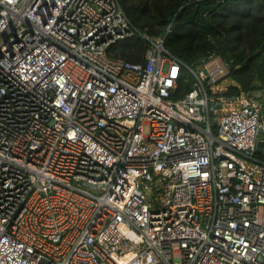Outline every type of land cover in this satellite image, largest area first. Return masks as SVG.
I'll use <instances>...</instances> for the list:
<instances>
[{"label": "built area", "instance_id": "obj_1", "mask_svg": "<svg viewBox=\"0 0 264 264\" xmlns=\"http://www.w3.org/2000/svg\"><path fill=\"white\" fill-rule=\"evenodd\" d=\"M134 37L145 64L111 58ZM228 74L119 0H0V264H264V90Z\"/></svg>", "mask_w": 264, "mask_h": 264}, {"label": "trees", "instance_id": "obj_2", "mask_svg": "<svg viewBox=\"0 0 264 264\" xmlns=\"http://www.w3.org/2000/svg\"><path fill=\"white\" fill-rule=\"evenodd\" d=\"M136 29L151 41L163 40L165 49L192 69L215 58L229 66L231 83L222 96L264 90V0H119ZM186 26L187 20L194 16ZM150 43L134 37L113 45L109 55L133 64H145ZM193 79L182 70L174 99L192 90ZM260 92V91H259Z\"/></svg>", "mask_w": 264, "mask_h": 264}, {"label": "water", "instance_id": "obj_3", "mask_svg": "<svg viewBox=\"0 0 264 264\" xmlns=\"http://www.w3.org/2000/svg\"><path fill=\"white\" fill-rule=\"evenodd\" d=\"M194 17H195V15L192 16V17H190L187 20L186 26H189L193 22ZM251 88H252V90H256V91H261L262 90V86L260 84H258V83H254ZM248 97L249 98H254V93H249L248 94ZM262 102H263V116H264V100ZM260 132H261V134L264 133L263 128L260 129ZM256 153L260 157L264 158V138H262V137H261V139L257 143Z\"/></svg>", "mask_w": 264, "mask_h": 264}, {"label": "crops", "instance_id": "obj_4", "mask_svg": "<svg viewBox=\"0 0 264 264\" xmlns=\"http://www.w3.org/2000/svg\"><path fill=\"white\" fill-rule=\"evenodd\" d=\"M230 83H231V82H230L229 80H225V81H224L225 86H223V84H221V85H220L221 87H219V90H220V91H225V89L228 87V85H229ZM257 93H260V92H257Z\"/></svg>", "mask_w": 264, "mask_h": 264}, {"label": "rangeland", "instance_id": "obj_5", "mask_svg": "<svg viewBox=\"0 0 264 264\" xmlns=\"http://www.w3.org/2000/svg\"><path fill=\"white\" fill-rule=\"evenodd\" d=\"M189 77V76H188ZM224 81H225V79L224 80H222V82H221V84H223V86H225V84H224ZM221 87V86H220ZM261 137L262 138H264V133L263 134H261Z\"/></svg>", "mask_w": 264, "mask_h": 264}, {"label": "flooded vegetation", "instance_id": "obj_6", "mask_svg": "<svg viewBox=\"0 0 264 264\" xmlns=\"http://www.w3.org/2000/svg\"><path fill=\"white\" fill-rule=\"evenodd\" d=\"M254 94H256V93H254ZM262 114H263V110H262ZM263 118H264V116H263Z\"/></svg>", "mask_w": 264, "mask_h": 264}, {"label": "clouds", "instance_id": "obj_7", "mask_svg": "<svg viewBox=\"0 0 264 264\" xmlns=\"http://www.w3.org/2000/svg\"><path fill=\"white\" fill-rule=\"evenodd\" d=\"M262 90H263V89H262ZM262 90H261V91H262ZM261 91H260V92H261ZM258 92H259V91H258ZM254 95H255V94H254Z\"/></svg>", "mask_w": 264, "mask_h": 264}]
</instances>
